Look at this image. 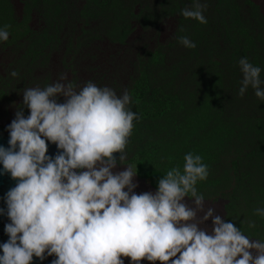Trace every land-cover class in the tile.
<instances>
[{
	"label": "rangeland",
	"instance_id": "rangeland-1",
	"mask_svg": "<svg viewBox=\"0 0 264 264\" xmlns=\"http://www.w3.org/2000/svg\"><path fill=\"white\" fill-rule=\"evenodd\" d=\"M201 2L206 24L180 14L191 0H0V26H10L0 42V126L14 118L24 88L44 87L61 73L79 87L91 80L118 95L127 90L128 107L136 104L142 115L124 162L137 157L146 171L164 176L182 169L185 153L201 155L209 166L197 184L210 198L204 211L211 207L252 239H264V219L253 214L264 207V101L249 87L229 111L241 97L232 87L242 78L241 57L264 78V0ZM179 36L196 47L185 48ZM138 183L135 191H150Z\"/></svg>",
	"mask_w": 264,
	"mask_h": 264
},
{
	"label": "clouds",
	"instance_id": "clouds-1",
	"mask_svg": "<svg viewBox=\"0 0 264 264\" xmlns=\"http://www.w3.org/2000/svg\"><path fill=\"white\" fill-rule=\"evenodd\" d=\"M206 8L191 0L180 14L206 24ZM9 27L0 26V42L9 39ZM177 39L185 48L196 47L188 36ZM238 65V95L251 87L264 101L261 67L247 57ZM130 103L127 90L118 95L91 80L79 87L65 73L44 87L23 89L22 102L5 126L8 146L0 144V175L15 181L0 207L7 217L0 264H43L49 257V264H125L124 258L128 264H264V239H252L211 207L204 211L210 198L197 184L207 179L209 166L201 155L185 153L182 169H169L154 192L135 191L137 166L124 162L133 122L140 120ZM50 144L56 153H49ZM253 214L264 219V207ZM209 218L210 232L199 226Z\"/></svg>",
	"mask_w": 264,
	"mask_h": 264
},
{
	"label": "water",
	"instance_id": "water-1",
	"mask_svg": "<svg viewBox=\"0 0 264 264\" xmlns=\"http://www.w3.org/2000/svg\"><path fill=\"white\" fill-rule=\"evenodd\" d=\"M8 139H9L8 132L7 131H1L0 132V144L7 147L8 146L7 145ZM48 151L50 154L56 153V151H57L56 146L54 144H50ZM113 155L117 156V158H118L117 153H114ZM0 167H2V166H0ZM14 184H15V181L12 178H10V176L8 174L0 175V207H4V201H3L2 197L4 196L5 192L9 188L14 186ZM6 222H7V217L0 215V242H4L7 240V236L5 235V233L3 231L4 224ZM36 264H40V262L37 261ZM43 264H49V261H45Z\"/></svg>",
	"mask_w": 264,
	"mask_h": 264
},
{
	"label": "trees",
	"instance_id": "trees-1",
	"mask_svg": "<svg viewBox=\"0 0 264 264\" xmlns=\"http://www.w3.org/2000/svg\"><path fill=\"white\" fill-rule=\"evenodd\" d=\"M100 71H101V70H100ZM102 72H103V71H102ZM94 73H95V74H99L100 72H98L97 69H96ZM238 79H239V77L236 76V78H235L236 87H235V86H232V87L234 88V90H235V89L239 90L240 84L238 83V81H239ZM263 79H264V78H263ZM232 92H234V91H232ZM242 97H243V96H241L240 98L234 99V104H233V106H230V107H229V111H230L231 113H234V112H233L234 109H235L234 107H235V106L241 101ZM139 99H140V98H139ZM235 102H236V103H235ZM235 104H236V105H235ZM230 105H232V104H230ZM129 108H130L132 111L138 113L139 116L141 117L142 113L139 111V109H138V107H137L136 104L130 106ZM224 111H225V108L223 109V114H224ZM225 112H226V111H225ZM231 113H226L225 115L227 116L228 114H231ZM133 123L136 124L137 121L134 120ZM0 128H2V127L0 126ZM130 163L136 165V166H137L138 174L144 176V177L146 178V180H148V182H149L150 184H152V185L156 188V182L158 181V179H159L160 177H162V173H161L160 170H149V171H146L145 168H144V166H143L142 161H141L139 158H137V157L133 158V159L130 161Z\"/></svg>",
	"mask_w": 264,
	"mask_h": 264
},
{
	"label": "bare ground",
	"instance_id": "bare-ground-1",
	"mask_svg": "<svg viewBox=\"0 0 264 264\" xmlns=\"http://www.w3.org/2000/svg\"><path fill=\"white\" fill-rule=\"evenodd\" d=\"M117 155L119 156V154L117 153ZM123 166V165H122ZM116 171H119V170H123V168H117V169H115ZM138 175V174H137ZM136 180H138L142 185H143V187L144 188H147V189H150V191H155V187L152 185V184H150V183H148V184H146V178H143V180H140V179H138V177L136 176V178H135ZM198 218V217H197ZM201 228H204V229H206L207 231H211V219L209 220V221H205L204 223H202V224H200L199 225ZM52 259V257H49L48 258V260H45V261H50ZM44 261V262H45ZM128 261V260H127ZM43 262V263H44Z\"/></svg>",
	"mask_w": 264,
	"mask_h": 264
},
{
	"label": "flooded vegetation",
	"instance_id": "flooded-vegetation-1",
	"mask_svg": "<svg viewBox=\"0 0 264 264\" xmlns=\"http://www.w3.org/2000/svg\"><path fill=\"white\" fill-rule=\"evenodd\" d=\"M2 127V126H1ZM1 131H6L4 127L0 128V132Z\"/></svg>",
	"mask_w": 264,
	"mask_h": 264
}]
</instances>
